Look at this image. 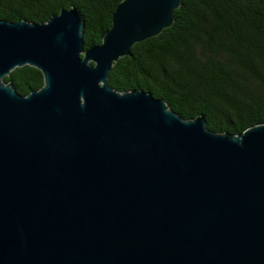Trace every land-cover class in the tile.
<instances>
[{
	"label": "water",
	"instance_id": "water-1",
	"mask_svg": "<svg viewBox=\"0 0 264 264\" xmlns=\"http://www.w3.org/2000/svg\"><path fill=\"white\" fill-rule=\"evenodd\" d=\"M180 4L121 0L88 48L74 6L0 20V264H264V122L217 133L107 83Z\"/></svg>",
	"mask_w": 264,
	"mask_h": 264
},
{
	"label": "trees",
	"instance_id": "trees-1",
	"mask_svg": "<svg viewBox=\"0 0 264 264\" xmlns=\"http://www.w3.org/2000/svg\"><path fill=\"white\" fill-rule=\"evenodd\" d=\"M121 0H0V20L46 22L74 6L83 20V45L99 44ZM2 81L25 96L43 85L24 65ZM108 85L141 89L182 119L198 115L208 130L239 134L264 122V0H181L173 23L135 43L113 63Z\"/></svg>",
	"mask_w": 264,
	"mask_h": 264
}]
</instances>
